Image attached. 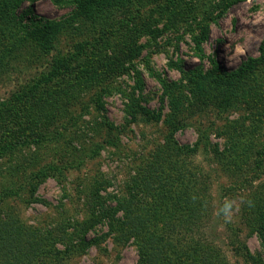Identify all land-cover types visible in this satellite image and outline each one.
Here are the masks:
<instances>
[{"label":"rangeland","instance_id":"374dc122","mask_svg":"<svg viewBox=\"0 0 264 264\" xmlns=\"http://www.w3.org/2000/svg\"><path fill=\"white\" fill-rule=\"evenodd\" d=\"M208 1L158 0L146 7L141 18H148V22L160 20L140 35L141 56L133 59L132 68L115 77L114 84L132 91L140 76L143 81L141 104L155 114L161 110V117L145 121V116L139 114L135 121H128L129 117L123 111L125 97L118 92L105 96L106 113L116 126L109 133L114 145L104 143L94 158H87L76 168L71 166L75 150L99 143L107 134L104 129L95 132L87 129L86 122L97 116L88 96L84 98L89 108L82 115L86 121L83 122L82 137L77 135L70 122L65 130L67 137H54L51 132L53 140L33 143L35 149L23 147L19 153L11 149L12 126L8 127L7 119L0 117V219L11 213L23 224L42 229H56L60 223L74 222L77 228L83 227L87 246L63 254L59 264L141 262L139 245L133 235L128 236L124 229L108 231L102 219L100 223L93 222V199L89 196L91 184L101 177L104 188L99 193L104 196V203L111 205L105 208L117 206L111 196L127 197L130 186H134L130 175L140 167L144 168L146 161L153 162L149 174H155L158 181L149 177L150 185L135 192L141 198L136 205L134 224L138 229L142 226L141 219H150L142 211L147 201L158 205V200L171 197L173 204L169 201L168 211L156 210L154 229L156 225L160 226L158 232L162 236L165 233L183 236V244L190 238L196 240L202 248L188 256L193 264H208L203 259L205 254L210 261L214 260L213 264H252L254 257L264 262V236L261 237L258 230V214L264 215V155L260 153L264 152V66L257 65L246 75L228 81L227 76L215 74L210 63L213 56L215 64L228 72L248 56L258 54V44L264 35V0H240L229 6L208 23L207 38L197 45L195 37L200 33L202 21L200 5ZM29 5L38 16L53 19L62 18L73 8L70 3L26 0L21 3V9ZM83 36L64 31L55 50L71 52ZM23 61L2 75L0 98L36 78L38 71L49 65L47 56L24 58ZM155 74L168 82L181 83L189 95L188 87L194 84L203 89L204 98L200 102L192 101L196 107L186 105L183 108L173 132V139L179 144L192 146L197 143L195 154L175 155L172 150L164 149L165 135L171 128L164 118L170 112L171 102L166 95L160 97L162 88ZM225 95L229 96L226 108L220 104ZM58 129L62 130V127L58 126ZM203 139L207 141V150L203 149ZM3 148L5 151L1 152ZM31 159L34 160L32 164L28 162ZM52 161L57 164L68 162L72 168L62 175L52 173L35 178L37 170ZM175 161H178V172L173 171V176L168 172L167 178L159 177L162 170H154V163L158 165L159 162L169 171L168 166L171 168L170 164ZM228 201L233 202V214L231 220L225 221L224 204ZM123 210H117L115 216L122 218ZM166 212L172 219L169 232L165 231V221L158 223ZM72 228L75 229L67 227V231ZM106 232L109 233L105 235ZM96 236L101 239L93 242ZM154 245L158 255L166 254L164 264H187V257L178 259L166 253L159 243H152V248ZM56 247L63 251V245L56 243ZM148 251V247L143 248L144 253ZM245 252H249L250 257H245ZM152 255L158 257L157 253V257L155 253Z\"/></svg>","mask_w":264,"mask_h":264},{"label":"trees","instance_id":"16d2710c","mask_svg":"<svg viewBox=\"0 0 264 264\" xmlns=\"http://www.w3.org/2000/svg\"><path fill=\"white\" fill-rule=\"evenodd\" d=\"M23 1L26 0H0V79L14 64L20 65L24 62V58L39 59L42 56H47L49 65L48 67L44 65L38 71L36 78H31L32 80H29L28 83L19 85L7 97L0 98V117L7 119L8 127L12 126L10 131L11 149H15L13 151L19 153L21 148L31 146L35 149L33 143H38L41 140L45 142L53 140L51 132L54 137H65L67 134L65 130L69 127L67 123L70 124V122L77 135L82 137L84 135L81 134L83 122H86L82 115L89 108V104L84 102L86 96L92 102L97 114L86 122L88 123L87 129L93 132L104 129L107 134L104 135L101 142L81 146L74 151L75 157H73L71 166L75 168L87 158H94L98 155L101 148L104 147V143L114 145L109 138V133L116 126L106 113L103 100L105 96L118 92L125 97L123 111L125 116L129 117L128 121H135L139 114L145 116V121L160 119L161 110L155 114L140 102L143 99L141 93L143 81L140 76L132 91H126L120 85L114 84L115 77L126 72L130 67L132 68L133 59L140 55L141 46L138 43L140 35H143V32L146 33L148 29L152 28V24L160 20L148 22V18H141L146 7L158 0H52L56 4L70 3L73 5L67 15L58 19L38 16L30 5L21 9ZM238 1L240 0L201 2L202 21L200 33L195 37L197 45L207 38L208 23ZM67 30L84 36L81 41L75 44L71 52L61 53L59 50H55L56 43L59 36ZM156 30L159 29L156 28ZM257 52L256 56H248L237 68L228 72L220 69L212 56L210 58L211 70L217 75L227 76L228 81H232L246 75L257 65L264 66V35L259 41ZM148 69L150 70V67ZM155 78L161 84L160 97L163 98L166 95L171 102L170 112L164 118L169 125L171 124L169 132L165 135L164 149L172 150L175 155L195 154L198 150L197 143L192 146L179 144L173 139V132L177 127H174L175 121L183 112V108L186 105L188 108L196 107L197 104H192V101L200 102L204 98L202 96L203 89L194 84L192 87H188L191 94L189 95L184 92L181 83L168 82L156 74ZM186 102L190 103L185 104ZM220 102L226 108L229 105V96L225 95ZM58 126H61L62 130H59ZM204 137L206 139L207 136ZM202 141L203 149L207 150V141L204 139ZM3 151L5 148L1 150V152ZM32 153L35 154V152ZM260 153L264 155V152ZM31 161L34 160L31 159L28 162L32 164ZM177 162L170 164L171 168L168 166L169 171L165 170L163 164L158 162L156 165L154 163V170L159 169V172L162 170L159 177L167 178L166 173L168 172L173 176V171L178 172ZM146 163V166L143 165L144 168L140 167L137 169L138 171L130 175V181L134 186L129 185L130 190L127 197L111 196L116 200L117 206L105 208V206L111 205H106L104 196L99 193V190L104 188L103 178L98 177V180L91 184L92 191L89 197L93 199V222L100 223L105 220L108 231L118 232L124 229L129 233L128 236L133 235L139 245L141 258L139 264H164L163 258L166 254L158 255V250H155V245L152 248V243H159L166 253L178 259L187 257V264H190L193 260L188 256L202 248L196 244V240L190 238L183 244L185 239L183 236H170L169 233L162 236L158 232L160 226L156 225V230L154 229L155 214L160 209L168 211L169 201H173L171 197L158 200V205L149 204L147 201V205L142 211L150 219H141L139 223L142 226L139 229L134 225L137 220L135 215L138 211L136 205L141 200L135 192L140 187L144 186L145 188L150 185L149 177L158 181L155 174H149L153 162L146 161ZM68 165V162L57 164L52 161L50 164L40 167L37 174L35 173V178L40 179L52 173L62 175L66 169L72 168ZM32 182L29 181V183ZM132 189L135 191L131 192ZM31 190H34L33 185H31ZM121 208L124 209L123 217H116L115 212ZM168 213L166 212L158 221V223L165 221L164 227L167 232L170 231L169 227L172 225V219L168 217ZM5 215V218L0 219V264H59L58 261L62 259L63 254L66 255L75 249H83L87 246L88 242L84 237L85 229L77 228L76 222L66 225L60 223L56 229H42L23 224L14 214L6 213ZM258 220V230L260 236L263 237L264 215L262 212L258 214ZM180 224L181 226L186 225L183 222ZM132 225L133 228H131ZM67 227L75 229L67 231ZM184 227L187 229V226ZM108 233L106 232L105 235ZM97 237L93 238V242L101 239V237ZM56 243L63 245V251L57 249ZM144 247H148L147 253L143 252ZM152 253L155 255L157 253L158 257L156 255L157 258H154ZM244 254L245 257H250L249 252ZM203 257L205 262L213 264L214 260L210 261L207 254ZM253 259L252 264H264L258 257ZM218 264L223 263L218 262Z\"/></svg>","mask_w":264,"mask_h":264},{"label":"clouds","instance_id":"9594fccd","mask_svg":"<svg viewBox=\"0 0 264 264\" xmlns=\"http://www.w3.org/2000/svg\"><path fill=\"white\" fill-rule=\"evenodd\" d=\"M224 211H225V221H229L232 218L233 214V202L228 201L224 204Z\"/></svg>","mask_w":264,"mask_h":264},{"label":"bare ground","instance_id":"6f19581e","mask_svg":"<svg viewBox=\"0 0 264 264\" xmlns=\"http://www.w3.org/2000/svg\"><path fill=\"white\" fill-rule=\"evenodd\" d=\"M246 51V49H243V52H245ZM242 52V51H241Z\"/></svg>","mask_w":264,"mask_h":264}]
</instances>
